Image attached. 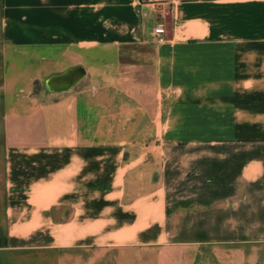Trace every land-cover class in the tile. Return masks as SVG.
Masks as SVG:
<instances>
[{"label": "crops", "instance_id": "obj_1", "mask_svg": "<svg viewBox=\"0 0 264 264\" xmlns=\"http://www.w3.org/2000/svg\"><path fill=\"white\" fill-rule=\"evenodd\" d=\"M0 150V264H264V0H0Z\"/></svg>", "mask_w": 264, "mask_h": 264}, {"label": "water", "instance_id": "obj_2", "mask_svg": "<svg viewBox=\"0 0 264 264\" xmlns=\"http://www.w3.org/2000/svg\"><path fill=\"white\" fill-rule=\"evenodd\" d=\"M84 76L85 71L83 68H73L62 75L50 78L46 83V88L53 93L71 91L81 82Z\"/></svg>", "mask_w": 264, "mask_h": 264}, {"label": "rangeland", "instance_id": "obj_3", "mask_svg": "<svg viewBox=\"0 0 264 264\" xmlns=\"http://www.w3.org/2000/svg\"><path fill=\"white\" fill-rule=\"evenodd\" d=\"M5 178V167H4V154L0 150V206H3L4 202V179Z\"/></svg>", "mask_w": 264, "mask_h": 264}, {"label": "built area", "instance_id": "obj_4", "mask_svg": "<svg viewBox=\"0 0 264 264\" xmlns=\"http://www.w3.org/2000/svg\"><path fill=\"white\" fill-rule=\"evenodd\" d=\"M142 3L149 4L155 7H161L164 3V0H142ZM166 32V28L164 25H158L156 27V34L158 36L164 35Z\"/></svg>", "mask_w": 264, "mask_h": 264}, {"label": "trees", "instance_id": "obj_5", "mask_svg": "<svg viewBox=\"0 0 264 264\" xmlns=\"http://www.w3.org/2000/svg\"><path fill=\"white\" fill-rule=\"evenodd\" d=\"M38 85V84H37Z\"/></svg>", "mask_w": 264, "mask_h": 264}]
</instances>
